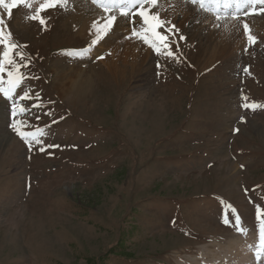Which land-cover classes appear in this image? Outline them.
Masks as SVG:
<instances>
[{
  "label": "rangeland",
  "instance_id": "374dc122",
  "mask_svg": "<svg viewBox=\"0 0 264 264\" xmlns=\"http://www.w3.org/2000/svg\"><path fill=\"white\" fill-rule=\"evenodd\" d=\"M178 1L195 17L184 31L162 20L167 39L157 50L138 37L127 40L139 42L135 51L99 38L79 55L70 53L97 37L77 29L74 0L42 13L46 29L22 5L10 18L0 7L28 64L16 126L44 132L30 149L0 96V264H234L221 260L229 248L255 254L258 206L264 214V15L216 21ZM242 21L257 37L250 47ZM124 24L129 37L138 30ZM71 71L77 85L65 78Z\"/></svg>",
  "mask_w": 264,
  "mask_h": 264
},
{
  "label": "snow or ice",
  "instance_id": "6c2138e0",
  "mask_svg": "<svg viewBox=\"0 0 264 264\" xmlns=\"http://www.w3.org/2000/svg\"><path fill=\"white\" fill-rule=\"evenodd\" d=\"M70 0H0V7L7 9V14L9 18L11 17V10L16 8L18 5H22L25 9L29 10L31 13L27 19L38 21L39 24L46 29L47 21L42 15L50 8L61 7L67 10ZM92 4L96 5L98 8L102 9L105 13L103 18V23L98 24L93 22L94 34L97 39H93L91 45L87 49L73 50L70 54L79 55L81 52L90 51V48L94 46L99 38L107 35L108 32L116 25L118 18H124L132 23L136 24L139 19L144 26V31L141 34L135 29L131 33L130 37H138L144 43L149 44L156 49L158 43H163L166 41L167 37L161 35L158 31L164 26V21L161 20L159 12H154L160 5V0H91ZM187 3H191L193 6H198L199 10L210 12L216 21L227 20L231 18L232 20L239 21L241 14L245 16L249 15H264V0H186ZM38 4V6H35ZM242 27L244 30V35L247 38L248 46H252L257 43V37L252 34L249 24L246 21H242ZM214 26L219 27V24ZM227 27V24H225ZM175 29V25L171 26ZM11 31H6V22L3 18H0V96L4 100L10 102L11 105V116L13 118V129L17 132V135L24 141L25 144L29 145L31 149V144L33 142L41 144L42 141L39 136L44 135L43 129L37 128L35 131L25 132L21 127H17L16 116L18 115L17 105L21 100L28 98V93L25 92L19 99L16 98V89H18L24 79L26 78L21 71L22 68L28 66L27 63H20L24 61V55L22 52L16 51L21 45L13 42L11 40ZM149 37H151V43H149ZM183 39V37H181ZM165 48L168 47L166 43L163 44ZM171 55V53H169ZM17 57L19 60H17ZM103 59V57H98ZM244 71L247 72L248 69L245 67ZM5 75L7 80H5ZM7 85V86H5ZM244 99H247L246 97ZM258 105L244 104L245 108L255 109ZM20 111H26L24 108H20ZM39 119V117H37ZM243 122V117L240 118ZM22 123V122H21ZM235 129L234 131H238ZM49 147H58L55 145H49ZM43 152L45 149L40 148ZM262 212L259 206L257 207V220L260 221L261 227L259 228L258 244L255 255L259 258L261 251H264V219H262ZM237 230L242 234L245 232L244 229L237 225Z\"/></svg>",
  "mask_w": 264,
  "mask_h": 264
},
{
  "label": "bare ground",
  "instance_id": "6f19581e",
  "mask_svg": "<svg viewBox=\"0 0 264 264\" xmlns=\"http://www.w3.org/2000/svg\"><path fill=\"white\" fill-rule=\"evenodd\" d=\"M186 2V1H185ZM74 6H75V9H76V14H77V20L76 22H78L77 24H79L77 26V29L79 30V32H82V33H87V34H91L95 32V30L93 29V22L96 21L98 24H102L103 23V18L105 16V13L103 12L102 9H100L101 11V14L103 15L102 18H96L94 19L96 16V14L91 16V5H94L90 2H87L86 0H74L73 2ZM186 6L185 3H181L180 1L178 0H160V5L157 9H154V12L158 11L159 12V15L161 17V20H164L165 19L167 21H169L170 23H174L175 26L179 29V30H182L184 31L185 29V26L186 24H190L192 23L191 22V17H195L194 16V13H193V10H189V9H186L184 8ZM95 8V7H94ZM74 9V8H73ZM201 11V10H200ZM96 13V12H95ZM197 13V12H195ZM199 13V11H198ZM202 14V13H201ZM100 16V15H99ZM201 16V15H200ZM84 17V18H83ZM93 17V18H92ZM197 17V16H196ZM204 17V16H202ZM201 19V18H200ZM198 20V19H197ZM100 21V22H99ZM126 21V19L124 18H118V22L116 23V25L108 32L107 35H104L102 38V41H104V45L106 46H109L110 48H114V49H117V48H120L122 46L123 43H126V45H129L131 46V48H134L133 51H135V47H132L133 45L135 46V44H138L139 42L134 41V40H130L129 42H127V40L129 37L127 34H128V31L126 30V27H127V24H124ZM263 21V20H262ZM202 22V21H201ZM258 22V21H257ZM138 23V25H136ZM76 24V25H77ZM135 25H133V27H137V31H141L140 28H144L142 22L139 21V19L137 20ZM224 26L223 25L221 28L223 30H228V29H224ZM235 29V28H234ZM233 29V31H234ZM194 31V29H193ZM222 31V30H221ZM237 31V30H236ZM234 31V32H236ZM121 32H124L125 35L123 37H120L121 35ZM188 32V31H187ZM216 32V31H215ZM192 35H195V34H192ZM112 36V37H111ZM89 37V36H88ZM192 37V36H191ZM235 37V36H234ZM209 38H207V43H210ZM234 40H236V38H233ZM109 40V42H108ZM116 40L118 42H116ZM101 41V40H100ZM115 42V43H114ZM234 42V41H233ZM132 44V45H131ZM227 46V45H226ZM138 47V46H137ZM139 49V48H138ZM201 53V52H200ZM203 54V53H201ZM212 55L214 53H211ZM200 54H199V58H200ZM198 58V59H199ZM201 60V58H200ZM72 72V71H71ZM71 74V75H70ZM68 74L67 76H65L66 79H68V84H71L72 85H77L78 84V79L77 78H72L73 77V74H75L74 72ZM69 76V77H68ZM72 76V77H71ZM117 76V75H116ZM68 77V78H67ZM256 243H258V239H256ZM254 242V241H253ZM255 243V245H256ZM237 246V245H236ZM226 247V246H225ZM233 247V246H231ZM235 247V246H234ZM240 247V246H239ZM239 247H236V250L239 249ZM233 249H230L225 253V255L222 257V261H233L235 258L236 260L234 261V264H250L251 261L254 263L257 261V259H255L254 257L256 256L254 254V252L252 254H245L242 249L239 250L238 253H235V254H231V251ZM243 250H246V247H243ZM242 252V253H241ZM264 251L261 252V255L260 256H263ZM227 259V260H226ZM263 259H264V256H263ZM220 260V261H221ZM259 260L262 262V260L259 258ZM229 262H226L225 264H227ZM257 263V262H256ZM217 264V263H216ZM260 264V263H259Z\"/></svg>",
  "mask_w": 264,
  "mask_h": 264
}]
</instances>
